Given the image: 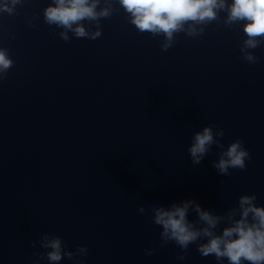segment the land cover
<instances>
[{
	"label": "water",
	"instance_id": "water-1",
	"mask_svg": "<svg viewBox=\"0 0 264 264\" xmlns=\"http://www.w3.org/2000/svg\"><path fill=\"white\" fill-rule=\"evenodd\" d=\"M49 2L0 14V47L14 61L0 81V264H32L46 250L29 241L42 233L69 251L86 246L84 264H228L196 245L178 261L176 245L160 247L148 205L193 199L223 213L254 193L264 206V47L249 64L239 53L243 22H213L162 51V36L138 32L116 0L99 38L69 33L65 42L43 21ZM208 125L224 130L225 148L243 142L251 156L244 170L219 175L215 145L191 163V137Z\"/></svg>",
	"mask_w": 264,
	"mask_h": 264
},
{
	"label": "clouds",
	"instance_id": "clouds-1",
	"mask_svg": "<svg viewBox=\"0 0 264 264\" xmlns=\"http://www.w3.org/2000/svg\"><path fill=\"white\" fill-rule=\"evenodd\" d=\"M26 0H0V14L18 15V6ZM127 14L128 22L138 32L149 33L153 38L162 36L160 49L167 51L176 43L178 34L192 38L201 37L208 25L231 29L242 23L244 39L239 45L241 58L249 63H259L260 57L254 50L264 47V0H116ZM117 9L113 0H50L43 8V21L49 26L61 29L56 35L68 42L69 33L75 38L96 40L102 35L101 19L110 18ZM221 13L225 15L221 17ZM35 15L27 20L30 27L37 25ZM2 27V26H0ZM14 61L9 50L0 47V81L6 79ZM225 133L215 125L204 126L195 131L187 152L191 163L196 166L207 156L212 146L218 149V158L212 161L213 168L222 176H229L230 169L244 170L251 159L243 142L237 138L225 148L221 143ZM253 194L238 197L237 206L223 213L203 209L193 199L173 202L167 207L149 204L151 222L160 227V247L172 243L181 251L178 261L187 259L189 246L196 245L202 257L213 256L217 262L225 258L228 264H264V206L256 204ZM146 213L144 205L137 209ZM190 212L196 219L190 220ZM223 225V227H221ZM219 229V232L217 231ZM32 248L37 245L46 251L34 252L32 264L47 261L59 264L67 258L72 264H84L86 246H77L69 251L63 240L54 233H42L39 239L29 241ZM155 248H146V256L155 254Z\"/></svg>",
	"mask_w": 264,
	"mask_h": 264
}]
</instances>
